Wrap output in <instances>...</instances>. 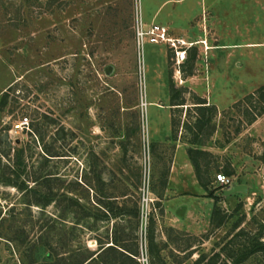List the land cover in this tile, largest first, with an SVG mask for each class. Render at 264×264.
I'll list each match as a JSON object with an SVG mask.
<instances>
[{
    "label": "rangeland",
    "instance_id": "374dc122",
    "mask_svg": "<svg viewBox=\"0 0 264 264\" xmlns=\"http://www.w3.org/2000/svg\"><path fill=\"white\" fill-rule=\"evenodd\" d=\"M175 2L0 0V173L25 165L16 186L0 180V264H75L112 239L110 259L134 264L120 246L135 235L139 264H233L264 241V138L247 123L262 102H239L264 85V0H185V17ZM138 21L192 43L183 62L146 41L140 66ZM178 146L208 153L210 202L168 188ZM217 173L247 192L222 195Z\"/></svg>",
    "mask_w": 264,
    "mask_h": 264
},
{
    "label": "trees",
    "instance_id": "16d2710c",
    "mask_svg": "<svg viewBox=\"0 0 264 264\" xmlns=\"http://www.w3.org/2000/svg\"><path fill=\"white\" fill-rule=\"evenodd\" d=\"M14 88H12L11 86H9L2 95V99H5L7 97V94L13 90ZM255 97H257L261 103L260 105V109L256 112L253 113V115L250 116V118L248 119V124L253 123L258 117H260L261 115L264 114V85L260 86L259 88L255 89L254 91L248 93L246 96H244V98L242 100H240L239 102H246V101H251L252 99H254ZM206 101H201L198 103H202L204 104ZM205 107V106H202ZM15 147H13L14 149ZM208 155V153L206 151L203 150H197V149H188V156L189 159L191 161V164L193 166L194 172H195V176L197 178V181L199 182V184L206 188L207 183L206 180L202 177V172H207L208 170V163L205 161L204 164H201L196 156H200V157H206ZM263 162H264V156H262V158H260ZM5 168L2 169L1 173H0V180L2 182V185H6V186H16V179L24 172L25 170V165L21 164L18 162V160H16L13 163H8L4 166ZM203 168V170H202ZM227 175L232 174L231 170H225ZM49 175H46V177H44L45 181L47 177ZM18 188H24V185L22 183L21 187L19 186ZM27 188V187H26ZM220 188V186H219ZM27 190L29 191H34V189H30L28 188ZM214 192L215 190H211L209 193H207L206 196L208 197H213L214 196ZM53 198V195H46V196H42L36 200H38L37 202H42L44 205L48 204ZM105 207H104V212H102L103 215H109L111 212H113V208L112 206H110V202H106L104 203ZM219 209H214L212 212V217L211 219L213 220L214 215L219 214L218 213ZM123 213H126V211H124ZM139 214V209L136 208L133 211V216L134 217H138ZM150 239L151 236H150ZM116 240V239H115ZM134 249L132 251H130L128 248H125L124 246H120L123 250L120 251L122 255H124L126 258L130 259L132 262H134V264H139L138 261L136 260V256L138 254V237L135 235L134 236ZM111 244L105 245V244H100V248L98 251L96 252H92L90 253L88 256L83 255L80 259H78L76 261L75 264H89V263H96L98 261L101 262V264H115V262L113 260L110 259L109 254H112L117 250V247L115 246L114 240L112 239V241H110ZM256 245L254 244H249L247 247H245L243 249L242 254L240 255V257L234 261L233 264H239L241 261H243V259H245L247 256H249L250 254H253L254 252L257 251H264V241H260V242H255ZM126 246V245H125ZM125 250V251H124ZM126 251L128 253H126ZM200 260H197L196 263H198Z\"/></svg>",
    "mask_w": 264,
    "mask_h": 264
},
{
    "label": "crops",
    "instance_id": "0c3cea01",
    "mask_svg": "<svg viewBox=\"0 0 264 264\" xmlns=\"http://www.w3.org/2000/svg\"><path fill=\"white\" fill-rule=\"evenodd\" d=\"M184 2H185V0H176V2H175V6H176L177 12L179 14L178 17H182V15H184L183 17L186 16V14L183 12L182 7H181V4H183ZM207 28L212 33V35L209 34V36L217 37L214 28H212V29H210L209 27H207ZM207 28H206V30H207ZM180 38H182L184 40L183 36H181ZM201 43L205 44V46H207V43L205 40L202 39ZM217 43H218V40L216 41L215 44H217ZM215 44H213L212 47L218 46ZM247 44H255V43H247ZM220 46L225 47L226 45L221 44ZM206 48L208 49L209 47H206ZM263 123H264V117H260V118H257L253 123H251V127H250L251 130L256 132L257 136H259L260 138H264V128L260 127L261 125H263ZM184 166L188 167L187 171H185V169H183ZM170 179H171L170 182H172V183L169 184L168 188H171V187L173 189L178 188L177 190L189 192V195H186L185 198H191L192 200L201 201V202H210L207 197H204L205 191H204L203 187L197 181V178L195 176V172H194V169L191 165V162L189 161V159L187 158V155L184 153V151L182 150V147H180V146H178L176 149L175 157L173 159V164H172V168H171ZM188 179H189V181H187ZM173 180L175 181V184L173 183ZM188 182H191V185L193 184L191 190H188L189 188L186 186V184H188ZM176 183H178V184L176 185ZM180 185H182V186H180ZM176 198H179V197H176ZM200 214L204 215L203 213L199 212L198 208H196V209L190 211L189 216H192V218H196V217L198 218ZM184 224L186 225L185 229H187L189 231H192L194 233L195 232L196 233L202 232L203 227H202V224H200V223H199L200 224L199 225L197 222H195V221L192 222V220L190 219L189 221L184 222ZM205 227H206V225L204 226V228Z\"/></svg>",
    "mask_w": 264,
    "mask_h": 264
},
{
    "label": "built area",
    "instance_id": "2783aa9c",
    "mask_svg": "<svg viewBox=\"0 0 264 264\" xmlns=\"http://www.w3.org/2000/svg\"><path fill=\"white\" fill-rule=\"evenodd\" d=\"M136 40H137V48L139 52V60H140V66L142 63L140 57L142 54V46L143 44L148 41L150 43L154 44H170L171 48L174 50L175 53V60L176 63L179 64L183 62L185 59V54L187 52V49L190 48L192 43H187L183 39L180 38H173L168 35V31L165 26L151 23L150 25L145 26L142 21H138L136 25ZM181 44V45H177ZM20 124L27 125L28 124V118L23 117L20 120ZM19 126V125H16ZM215 182L218 183L221 190L229 188L231 185H233L231 179L229 176L225 175L224 173H217L214 178Z\"/></svg>",
    "mask_w": 264,
    "mask_h": 264
},
{
    "label": "water",
    "instance_id": "95a60500",
    "mask_svg": "<svg viewBox=\"0 0 264 264\" xmlns=\"http://www.w3.org/2000/svg\"><path fill=\"white\" fill-rule=\"evenodd\" d=\"M110 68H111L110 66L106 68L107 73H110L109 71ZM246 192H247V186L245 184H233L229 188L222 190L221 194L224 196H229L234 193H246Z\"/></svg>",
    "mask_w": 264,
    "mask_h": 264
}]
</instances>
